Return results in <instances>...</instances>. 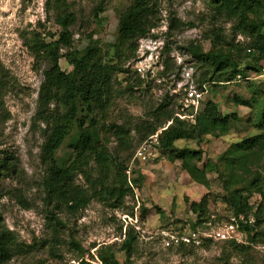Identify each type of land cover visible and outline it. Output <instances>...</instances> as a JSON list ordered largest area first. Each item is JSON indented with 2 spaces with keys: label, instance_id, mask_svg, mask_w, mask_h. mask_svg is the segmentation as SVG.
Instances as JSON below:
<instances>
[{
  "label": "rangeland",
  "instance_id": "1",
  "mask_svg": "<svg viewBox=\"0 0 264 264\" xmlns=\"http://www.w3.org/2000/svg\"><path fill=\"white\" fill-rule=\"evenodd\" d=\"M132 1L0 0V231H10L17 247L7 264H264V236L241 254L233 240L167 247L164 234L205 233L208 223H226L233 216L228 201L237 190L250 206L262 201L257 187L264 189V140L251 150L241 145L264 138V86L258 80L264 61L251 46L264 22V0H243L247 27L217 13L210 0H154L156 27L128 54L116 47L120 17ZM67 15L74 21L72 39L61 53L83 52L94 40L101 63L121 69L112 76L105 114L97 115L109 163L99 165L88 155L85 171L93 180L113 187L124 183L130 191L118 209L93 200L76 214L53 218L40 156L56 124L51 115L63 117L66 109L51 105L47 121L39 114L49 65L32 47L34 40L57 41L59 19ZM219 63L229 71L236 66L242 75L221 82V72L214 73ZM60 67L67 74L74 70L66 58ZM187 90L200 99L193 109L186 108ZM209 102L222 116L237 119L201 139L177 141L175 152L163 155L158 148L146 161L134 158L143 143L139 132L163 123L155 133L160 139L172 124L166 113L195 125ZM71 127L56 153L63 169H72L77 159L72 148L77 127ZM183 150L195 157L183 161ZM122 168L130 174L123 175ZM76 183L89 187L82 174ZM204 198L207 222L191 208ZM258 228L264 232V214ZM129 230L130 254L123 249Z\"/></svg>",
  "mask_w": 264,
  "mask_h": 264
},
{
  "label": "trees",
  "instance_id": "2",
  "mask_svg": "<svg viewBox=\"0 0 264 264\" xmlns=\"http://www.w3.org/2000/svg\"><path fill=\"white\" fill-rule=\"evenodd\" d=\"M210 2L220 15L229 20H238L241 25L248 26L243 23L246 19L243 0H210ZM157 14V5L154 0H133L132 4L120 17L117 50L127 51L128 54L134 53L137 42L147 38L151 31L155 29ZM73 23L71 15L61 17L59 24L62 31L59 39L50 43L34 40L32 47L36 58H45L49 65L44 73V82L40 90L39 114L47 121V110L51 105H62L66 109V115L63 117H60L58 113L57 115H51L56 124L46 135L40 156L47 174L44 182L45 204L50 209L53 218H56V213L76 214L85 209L93 200H99L111 208L118 209L130 191V189L125 188L124 183L119 187H113L101 179L93 180L85 171V166L88 165L86 160L88 155L93 156L99 165L104 166L109 163L110 155L107 145L103 144L100 139L97 115L105 114L113 88L112 76L114 72H121V69L101 63L98 45L94 40L83 52L63 55L61 53L62 49L71 43L70 27ZM250 27L252 33H255V27ZM257 33L259 35L255 37V42L251 46L256 50L259 59L264 61V22L261 30ZM62 58H66L68 63L74 67L71 73L67 74L62 71L60 67ZM216 72H221L219 76L223 80H220L221 82H231L242 75V72L236 66L229 71L221 63L216 66L214 73ZM81 113L84 115L79 118ZM236 119L237 115L235 114L222 116L218 113L217 107L210 102L206 104L204 111L197 117L195 125L189 126L177 117H173L172 114L166 113V121L172 122V124L159 139L160 147L158 148L163 155H167L175 152L174 145L177 141L201 139L202 135L208 133L210 129H215L218 126L226 127L231 120ZM75 124L77 136L72 148L77 159L72 169H63L56 162V153L71 133V126ZM161 125L163 123L150 126L145 132H139L141 140L144 142L155 135ZM263 140V137L249 139L241 146L251 150L260 146ZM180 152L179 158H183V161L195 157V152L186 150ZM127 169H121L123 175L126 174ZM78 174H82L87 178L89 187L84 189L76 183ZM253 185L255 186V182ZM257 192L261 194L262 201L256 208L249 205L248 197L244 195L242 190L235 191L228 201L234 216L243 215L247 219L252 217L254 220L252 224L242 225L248 244L230 242L235 245L234 248L241 254H248L252 244L256 243L259 237L264 236V232L258 230L264 214V189L257 187ZM191 208L195 213H199V218L202 220L204 218L205 222L209 220L207 216L209 214L206 213V198L199 204H192ZM132 238L129 230L127 234L129 240H125L123 244V249L129 254L132 251L130 246ZM179 248L183 249L184 246L181 245ZM16 249L13 234L8 230L0 231V264L9 263L13 259ZM79 264L87 263L82 261Z\"/></svg>",
  "mask_w": 264,
  "mask_h": 264
},
{
  "label": "built area",
  "instance_id": "3",
  "mask_svg": "<svg viewBox=\"0 0 264 264\" xmlns=\"http://www.w3.org/2000/svg\"><path fill=\"white\" fill-rule=\"evenodd\" d=\"M258 80L264 86V63H262L259 67ZM187 93L190 94V98H188L187 101H191V103L186 104V108L193 109L195 104L200 102V99L196 96L198 95L197 93L191 95L188 90ZM179 117L181 116L179 115ZM158 147L159 135H153L139 146L134 158L140 161H146L149 157H152L153 150L158 149ZM126 174H130L129 168L126 171ZM253 222L254 220L252 217L247 219L243 215L238 217L233 215L226 223H221L220 225L214 227L211 223H208V230H206L205 233L194 231L179 235L164 233L166 236L165 245L167 247H180L181 245L201 246L209 242H228L231 240H233L236 244H248L246 233L242 230V225L252 224Z\"/></svg>",
  "mask_w": 264,
  "mask_h": 264
}]
</instances>
